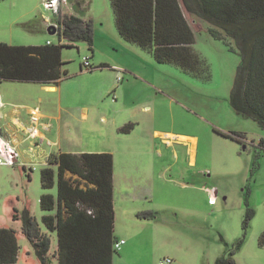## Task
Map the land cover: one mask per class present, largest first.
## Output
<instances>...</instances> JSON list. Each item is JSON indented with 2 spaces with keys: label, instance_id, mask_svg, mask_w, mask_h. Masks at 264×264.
I'll return each mask as SVG.
<instances>
[{
  "label": "rangeland",
  "instance_id": "rangeland-1",
  "mask_svg": "<svg viewBox=\"0 0 264 264\" xmlns=\"http://www.w3.org/2000/svg\"><path fill=\"white\" fill-rule=\"evenodd\" d=\"M30 2H0V20ZM36 2L40 9L32 33L19 26L0 29V44L12 45L1 41L21 32L25 38L14 39L17 44L12 46H43L48 41L70 45L62 49V68L69 79L49 95L62 101L64 120L70 114L79 118L82 106L89 114L81 137H64L62 153L113 155L115 236L126 241L114 264H161L166 259L172 264H217L240 240L244 244L233 256L236 264H264V130L231 105L242 60L236 43L214 39L208 23L197 21V26L187 15L196 35L194 49L210 67L203 79L176 65L159 64L151 52L126 42L110 0H65L59 15L45 9L44 0ZM70 15L93 22V42H70L59 31L49 34L44 19L58 22ZM86 58L94 68L105 62L137 70L140 77L89 70L83 66ZM115 79L117 92L108 91L107 84ZM127 84L131 87L123 97L119 90ZM125 100L129 106L121 109ZM130 123L133 128L122 132ZM54 150L59 152L58 147ZM40 157L27 149L15 165L0 164V228L17 231L16 264L41 262L22 233V220H14L15 211L37 219L51 239L49 264H59L58 235L44 225L48 213L41 207L44 194L57 198L58 168L53 166L55 186L43 189L41 174L49 165ZM26 158L32 162L23 163ZM68 177L72 175L66 173ZM126 189L141 202H130ZM248 209L254 211L250 220Z\"/></svg>",
  "mask_w": 264,
  "mask_h": 264
},
{
  "label": "trees",
  "instance_id": "trees-1",
  "mask_svg": "<svg viewBox=\"0 0 264 264\" xmlns=\"http://www.w3.org/2000/svg\"><path fill=\"white\" fill-rule=\"evenodd\" d=\"M3 1V0H0ZM120 36L151 52L159 64H172L206 79L210 67L194 49L196 35L189 15L208 23L216 40L231 39L241 64L230 101L237 114L253 119L264 130V0H110ZM61 36L70 41L93 42V22L75 15L60 21ZM58 32V31H57ZM70 45L12 46L0 44V83L28 82L57 86L68 75L63 70L62 49ZM133 124L122 128L129 132ZM264 144V141H262ZM42 170L45 190L55 186L58 194L41 197L46 214L43 223L57 232L59 264H114L115 208L114 159L110 153L52 154ZM66 173L72 175L66 178ZM254 211L248 209L247 220ZM22 233L35 248L41 264H49L51 239L42 233L37 219L15 211ZM260 242L264 244V232ZM240 240L217 264H236L233 256ZM17 231L0 228V264H16L19 258Z\"/></svg>",
  "mask_w": 264,
  "mask_h": 264
},
{
  "label": "crops",
  "instance_id": "crops-1",
  "mask_svg": "<svg viewBox=\"0 0 264 264\" xmlns=\"http://www.w3.org/2000/svg\"><path fill=\"white\" fill-rule=\"evenodd\" d=\"M6 0L0 1L5 2ZM37 0H31L28 7H23L22 11L16 10V14H11L7 18V20H0V29L2 30H12L15 26H19L25 28L26 33H32L33 26L38 22L35 16V12L40 9V4L36 2ZM45 2V0H44ZM18 3L15 4L16 8L18 7ZM2 6V5H0ZM47 20L44 19V23L47 26ZM24 30V31H25ZM16 36V37H15ZM26 35L21 32L16 33V35L11 34L9 36V40H2L1 42H6L10 44L16 45L17 42L14 39H23ZM49 43V41H48ZM47 43V44H48ZM94 56V55H93ZM91 68H87L89 70L93 69H109L115 74L116 71H121L125 73H130L133 77L138 78L139 72L137 70L131 68L118 69L115 64L113 66L109 64H105V62H100V66L93 67L91 64ZM120 68V67H119ZM67 71V70H66ZM68 72V71H67ZM141 75V74H140ZM69 79V72L66 77H64L57 86H46L38 83H28V82H11L5 81L0 83V95L4 101V107L0 108V137H2L5 141H7L11 147H13L19 154L27 152L37 153L42 159L43 165L48 164V160L52 154H56L54 149L59 148L58 153L63 152V143L64 137L67 139H78V137L82 136V132L85 129V123L89 120V114L87 113L86 106H82L81 110L83 111L79 118H75L73 114H70V118H66L64 120L63 116V108L62 101L58 98H52L51 95L55 94L54 91H58L63 82ZM108 91L117 92V88L119 87L115 81H111V84H107ZM131 87V84H127L123 86L119 90V95H123L127 89ZM51 94V95H49ZM119 103V102H118ZM129 105L126 103L121 104V109L127 108ZM137 106V105H136ZM39 110V117H41L38 129L40 130V138L36 140L29 139L27 131L31 126V113L33 110ZM43 131V132H42ZM78 132L79 136L76 137V133ZM81 134V135H80ZM158 134V132H157ZM54 135V138H52ZM188 139L186 136H181ZM42 143H40L41 141ZM79 141V140H78ZM75 142H77L75 140ZM193 143L191 144V150L194 154L195 147ZM45 147L43 152L41 149ZM55 147V148H54ZM54 148V149H53ZM40 149V151H37ZM57 153V154H58ZM71 154V153H70ZM83 154V153H81ZM20 158H18L19 161ZM32 162L29 159H24L23 163ZM71 178V177H68ZM115 184V183H114ZM212 191V190H210ZM132 189H126V198L132 203H139L141 200L136 196L131 194ZM116 195L114 191V196ZM147 199V197L145 198ZM215 202V196L212 197L211 203ZM115 208V202H114ZM116 212V210H115ZM116 228V222H115ZM119 240V238L117 237Z\"/></svg>",
  "mask_w": 264,
  "mask_h": 264
},
{
  "label": "built area",
  "instance_id": "built-area-1",
  "mask_svg": "<svg viewBox=\"0 0 264 264\" xmlns=\"http://www.w3.org/2000/svg\"><path fill=\"white\" fill-rule=\"evenodd\" d=\"M65 0H45L44 2V8L52 11L54 15H59L60 13V6L62 2ZM47 26L48 27H53L57 31L60 30L62 27L60 21L58 22L54 20H47ZM49 45L52 44L51 42L48 43ZM84 67L86 68H91L92 65L89 61V58H86L83 64ZM4 107V101L2 96L0 95V108ZM41 117H39V110L35 109L31 113V126L29 127L27 134L28 138L32 140H36L40 138V130L38 129L39 122H40ZM41 141V140H40ZM42 143V141L40 142ZM19 154L18 152L10 146V144L5 141L2 137H0V164H6V165H15L16 162L18 161ZM49 161V160H48ZM215 202H212L214 204ZM126 244L125 240H117L114 248L117 252H120L121 248ZM171 259H166L164 262L161 264H172Z\"/></svg>",
  "mask_w": 264,
  "mask_h": 264
},
{
  "label": "water",
  "instance_id": "water-1",
  "mask_svg": "<svg viewBox=\"0 0 264 264\" xmlns=\"http://www.w3.org/2000/svg\"><path fill=\"white\" fill-rule=\"evenodd\" d=\"M47 30H48L49 34H51V35L56 34V30L53 27H48Z\"/></svg>",
  "mask_w": 264,
  "mask_h": 264
}]
</instances>
